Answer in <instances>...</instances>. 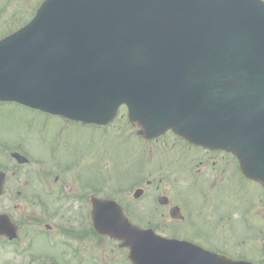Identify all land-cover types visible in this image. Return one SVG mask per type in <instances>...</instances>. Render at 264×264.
Returning a JSON list of instances; mask_svg holds the SVG:
<instances>
[{
    "label": "water",
    "instance_id": "water-1",
    "mask_svg": "<svg viewBox=\"0 0 264 264\" xmlns=\"http://www.w3.org/2000/svg\"><path fill=\"white\" fill-rule=\"evenodd\" d=\"M0 100L98 124L126 103L147 138L229 149L264 182V1L45 0L0 40Z\"/></svg>",
    "mask_w": 264,
    "mask_h": 264
},
{
    "label": "flooded vegetation",
    "instance_id": "flooded-vegetation-1",
    "mask_svg": "<svg viewBox=\"0 0 264 264\" xmlns=\"http://www.w3.org/2000/svg\"><path fill=\"white\" fill-rule=\"evenodd\" d=\"M59 119V129L64 135L59 144L60 158L48 163L53 148L50 136L38 148L39 162L31 177L33 185L19 182L25 177L21 170L23 165L3 167L6 175L0 195V201L2 199L4 203L1 211L17 227L19 237H22L27 220L37 227L36 243L43 248L45 257L43 261V256L39 255L42 263L135 264L127 259V250L120 246V241L98 235L92 229V198L96 197L116 201L134 225L151 229L160 236L188 240L231 258L264 264V192L256 197V203L248 202L251 197L242 195L245 188L239 183L241 177L234 166L236 159L232 153L193 146L181 140L180 148H171L178 151L170 159L181 168L184 186L198 181L214 189V195L200 197L201 200L169 193L165 186H161V179L155 182L148 179L144 185L138 186H134V180H129L126 185L121 179L107 184L105 181L90 182L86 147L77 146L64 132L67 125L83 128L84 124ZM74 138L79 142L78 135ZM148 143L151 149L152 141ZM192 166L194 181L190 182ZM153 183L157 191L155 195L151 188ZM137 187L143 192L134 197L133 191ZM235 192L240 195H234ZM166 193L169 195L160 198V194ZM208 198L211 204L221 206L219 211L207 213ZM235 201L248 205L235 211ZM175 206L179 210L173 211ZM108 243L114 245L110 250L118 248L125 252L121 259L116 256L111 263L109 251L103 246ZM47 258L50 259L48 262Z\"/></svg>",
    "mask_w": 264,
    "mask_h": 264
},
{
    "label": "rangeland",
    "instance_id": "rangeland-1",
    "mask_svg": "<svg viewBox=\"0 0 264 264\" xmlns=\"http://www.w3.org/2000/svg\"><path fill=\"white\" fill-rule=\"evenodd\" d=\"M41 1L0 0V38L11 33L29 20L34 14L37 4H40ZM116 118V122L113 123V129L120 130L125 135H130L131 139L111 128H99L95 125L86 126L80 132V142L87 149V153L84 152L88 155V177L90 181L105 180V184H107V181L116 179L118 171L121 174V181L124 185L130 180L129 176L133 174L131 179L134 178V181L137 180L138 183L142 180L145 183L148 179L151 182L161 179V186H165L169 193L178 196L183 191L190 197L199 196L198 199L201 200L200 194L198 195L196 192H191L184 188L182 173L179 167L176 166V162L170 159L173 154H177L176 151L170 149L171 142L177 143L176 148L180 147V142L175 141L170 134L166 133L157 141L154 140L152 142L151 152L148 150V152H145V157L142 158L139 151L143 149V145L135 138V133H133L135 127L127 121L124 109L120 110ZM117 124H121V126H117ZM131 132L133 135H131ZM48 134H52L54 151L58 153L59 144L64 139V135L58 129H53L51 132L44 124L40 114L34 110L16 103H0V140L22 146L21 152L29 158L32 164H34V157L37 155L34 153L38 151L41 139ZM9 151L0 149V165L13 163L9 157ZM49 162H53V160ZM145 162L147 163L145 164ZM27 166L33 165L22 166L21 170L25 174H27V170H24V168ZM234 166L238 168L236 161H234ZM23 181L24 177L19 182L22 184ZM109 186L112 187V185ZM154 186L155 183H153L151 188L152 193L155 195L157 191H155ZM122 190L126 191V188ZM256 191L262 192L261 187L247 181L244 195L250 197ZM253 195L256 200L257 194ZM242 205V202L235 201L234 210L236 211ZM3 206L4 203L1 199L0 210H2ZM220 208V205L211 204L209 201V211L207 213L219 211ZM36 228L31 222L25 223V228L22 229V238L25 242L21 243L20 248L14 247L16 243L10 246L9 244H4L3 240L0 239V264H24L22 263L23 252L24 254L31 253L25 259L26 263L42 264L36 258L42 254L43 248L36 242H26L29 238L32 240L36 238ZM57 238L60 239L61 237ZM103 246L107 248L111 258L117 256V258L121 259L125 253L118 248L113 251L110 250L114 246L113 243ZM47 260L49 261L50 259L47 258Z\"/></svg>",
    "mask_w": 264,
    "mask_h": 264
}]
</instances>
